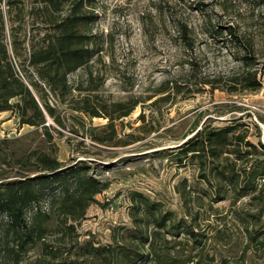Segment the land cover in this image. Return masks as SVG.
<instances>
[{"label":"rangeland","instance_id":"rangeland-1","mask_svg":"<svg viewBox=\"0 0 264 264\" xmlns=\"http://www.w3.org/2000/svg\"><path fill=\"white\" fill-rule=\"evenodd\" d=\"M0 7L5 23L0 41L14 72L27 83L22 67L33 73L27 66L31 17L19 29L17 57L5 0ZM68 12L67 3L61 16ZM80 15L91 17L82 32L89 38L87 48L98 52L68 74L75 89L65 103L46 88L63 126L46 115L48 141L41 127L20 124L10 110L0 112V182L35 174L31 162L24 166L13 157L38 152L64 167L84 160L88 173L108 187L76 220L63 222L59 209L41 201L38 206L51 217L44 237L27 250L5 254L0 264H264V192L257 193L264 190V174L257 176L256 191L238 196L245 161H237L241 176L233 187L226 184V156L234 160L233 154L224 152L219 160L208 156L202 163L177 153L198 129L233 123L258 151L244 167L257 163L264 169V2L86 0ZM179 24L190 31L191 50L178 37ZM227 24L251 42L248 70L257 72L262 83L256 91L238 82L246 69L232 50ZM134 102V109L118 118L119 109ZM91 111L99 116L91 117ZM109 117L114 130L107 126ZM134 193L157 209L137 213ZM38 206L29 208L27 218ZM161 215L165 223L158 228L155 219ZM95 247L103 249L101 255Z\"/></svg>","mask_w":264,"mask_h":264},{"label":"trees","instance_id":"trees-1","mask_svg":"<svg viewBox=\"0 0 264 264\" xmlns=\"http://www.w3.org/2000/svg\"><path fill=\"white\" fill-rule=\"evenodd\" d=\"M84 1L86 0H5L10 20L12 50L17 57L20 55L21 42L18 35L19 29L23 24L27 26L26 16L31 17L29 19L31 26L29 27L27 66L32 69L33 73H27L25 66L22 67L23 73L29 78L25 83L14 72L8 61L6 47L0 41V112L10 110L17 113L20 124L41 127L48 141L51 140V135L48 125L45 124L46 115L59 126H63V122L55 114V107L49 102L46 88L58 102L65 103L72 90L75 89L68 83V74L86 66L92 56L98 52L96 49L87 48L89 38L82 32V26L84 28L91 20L90 16L80 15ZM260 1L264 2V0ZM67 3L69 12L61 16L62 8ZM195 6L199 8L198 3H195ZM37 17L40 19L38 22L40 25L36 21ZM35 29L37 30L36 37ZM4 31L5 23L0 7V37L4 35ZM215 32L218 35L222 34L219 31ZM177 33L184 48L191 50L192 40L187 26L179 24ZM225 33L231 41L234 54L236 53L238 60L246 69L240 75L238 82L244 89L258 90L262 84L261 79H257V72L248 70L253 56L252 45L246 33H238L236 26L232 24L226 25ZM188 64L192 67V63ZM14 98L17 100L11 102ZM136 105V102L132 103L123 112L119 109L118 118L127 116ZM89 115L99 116L93 111ZM109 118L107 126L114 130L113 118ZM237 128V124L233 123L212 129L204 126L180 144L177 153L183 154L184 157L200 158L202 163L208 156L219 160L224 152L233 154L234 160L226 156V184L236 187L241 176L236 168L237 161H245L246 165L249 162V156L258 152L255 144L247 141L243 134L236 133ZM96 140L103 141L101 137H96ZM260 146L264 149V145ZM2 158L0 154V162ZM13 158L24 166L31 162L35 174L22 175L19 178L0 182V262L1 258L5 254L8 255L10 251L15 254L14 252L27 250L37 239L44 237L45 226L51 217L49 212L43 211L38 206L41 201H47L51 209H59L65 215L63 222L68 218L76 220L84 216L87 207L95 201V196L108 187V182L88 173L89 166L84 160H78L64 167L60 161L48 153L37 152ZM245 165H243V170L246 171L245 177L240 189L236 191L238 196L256 191L257 176L264 174V169H260V164L254 163L248 168L244 167ZM241 167L242 165L240 169ZM218 174L223 178L225 173L218 170ZM261 192L263 194L264 190L257 191L258 194ZM134 195L138 198L136 200L132 197L134 203L138 201L135 209L137 213L142 210L151 214L157 209V204L150 202L141 193H134ZM33 204L38 207L27 218V212ZM165 218L161 215L159 219H155V225L163 228ZM67 228L71 229L73 225H68ZM179 228V225L175 226L176 231L173 234H178ZM185 232L194 234L193 231ZM144 238L147 240V236ZM93 250L101 255L100 251L103 249L95 247ZM138 256L141 255L136 256L135 262L140 258ZM105 259L107 258L104 257Z\"/></svg>","mask_w":264,"mask_h":264}]
</instances>
